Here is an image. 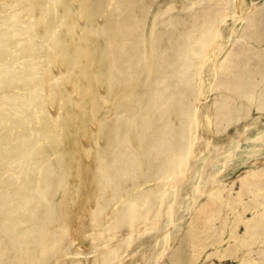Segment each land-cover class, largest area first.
<instances>
[{"label": "bare ground", "instance_id": "bare-ground-1", "mask_svg": "<svg viewBox=\"0 0 264 264\" xmlns=\"http://www.w3.org/2000/svg\"><path fill=\"white\" fill-rule=\"evenodd\" d=\"M151 3L0 0V264H129L141 253L139 264H196L213 246L208 258L264 264V167L251 164L238 190L235 183L221 186L217 177L205 181L227 160L235 166L264 160V125L258 122L264 117V5L177 0L154 15L149 34L156 0ZM126 83L147 86L137 102L141 113L134 117L129 110L94 125ZM206 83L210 91L203 95L225 102L229 97L221 91L231 90L258 112L248 110L253 122L229 144L212 143L203 133L225 119L241 123L242 114L233 119L231 105L218 102L224 114L204 118L199 106L186 105ZM250 131L245 143L243 133ZM88 137L97 148L96 172L82 170ZM195 182L202 188L195 189L193 206L183 195ZM90 186L95 201L85 199ZM76 195L79 208L84 204L80 215L85 212L78 223L92 217L108 230L103 237L81 236L84 261L74 255L70 236L80 235L71 225ZM57 199L60 209L53 206ZM240 205L253 215L244 219ZM114 230H122L118 243L110 242Z\"/></svg>", "mask_w": 264, "mask_h": 264}, {"label": "rangeland", "instance_id": "rangeland-1", "mask_svg": "<svg viewBox=\"0 0 264 264\" xmlns=\"http://www.w3.org/2000/svg\"><path fill=\"white\" fill-rule=\"evenodd\" d=\"M152 1L154 0H145V4H148V5H151ZM177 0H156V3L154 5V7L152 8V13L148 15V19H147V22H148V26H147V30L150 34L151 32V29L149 27V25L153 22L154 20V15L159 12L160 10H164L166 8H168V6L175 2ZM241 2L245 1L246 5L248 6H261V5H264V0H240ZM219 5V4H218ZM217 5V6H218ZM220 5L223 6L224 5V2H220ZM139 13L142 14L141 16H145V12H143L141 9H139ZM199 16L201 17V13H199ZM14 21L12 20V18L10 19L11 20V23L15 24L16 25V19L13 18ZM227 30H229L230 28L229 27H226ZM167 31V34H168V37L170 35V30L168 28L165 29ZM221 43H225V40H220ZM224 48L225 50V47H222ZM207 58L205 55H203L201 57V59H205ZM219 62H221V59L219 57ZM218 60H216V62H218ZM211 62V61H210ZM209 62V64L211 65V63ZM218 62V64H219ZM208 64V63H207ZM217 64V63H216ZM209 71V70H208ZM215 71V70H214ZM198 72V70H197ZM207 75L210 76V72H207ZM210 79V78H208ZM195 80V79H194ZM193 80V81H194ZM192 81V82H193ZM192 84V83H191ZM204 84V83H203ZM123 87H118V89L112 94V96L108 99L109 100V104L105 106H108L110 108V110H102L99 114V116L96 118V120H94V125H97L98 123H107V122H113L115 120V118L117 117V114L118 115H121V114H124L126 113L127 111L131 110L133 112L132 116L136 117L137 114L141 113V106L138 102V100L141 99V96L144 95V93L146 92L147 90V86H144V84H137V85H131V86H128V83H126V85H122ZM210 85H208V83H206L205 87H204V90L198 92V97H196L195 95H191L187 100H186V105L189 107V108H193L195 105L199 106V114L201 117H203L204 115V118L205 115L209 116V114L213 115V114H224L223 112H221L220 109H218L217 107V103L219 102L221 105H231V110L230 112H227L228 114H233L234 118H237L238 114H242V117H243V120L242 122L240 123L238 120L234 121L233 123H226V121H228L227 119H225L223 121L224 125L221 126L220 128H216L215 126H213L211 128V130H208V131H205L203 133V137L206 138V140L208 141H211L212 143H218L220 145H226V144H229L231 141H233L236 137V132L238 130L240 131H244V127L253 122V118H249V117H246V115L248 114V110L249 109H252V113L255 114V115H258V112L255 108V106H251L249 105V103L247 102V100H236V98H238L239 96L236 95L233 91L231 90H227V91H221L225 94V98L226 96H228V100H226L225 102L222 101L221 98H217L216 94H213V97H209V96H206V95H203V94H207L210 90ZM135 92V95L136 96H131L132 94H134ZM196 97V100H195V104H194V99ZM145 99V98H143ZM142 99V100H143ZM141 101V100H140ZM145 102V101H144ZM115 106L117 108H115ZM213 107L212 111H211V108ZM248 108V109H247ZM31 112V111H30ZM23 114H25L24 116H26L27 112L24 110L23 111ZM112 114V116H111ZM124 115H129V114H124ZM15 116H17L16 114H11L9 115L8 118H13V119H17ZM18 117V116H17ZM7 119V118H6ZM232 119V120H233ZM112 120V121H111ZM11 121V120H9ZM230 121V120H229ZM260 123V125H264V117H262V119L260 121H258ZM258 128V127H257ZM97 133V137H96V140L99 139L100 137V134L98 133V131H96ZM249 136H253V131H250L249 133H243V137H242V140L246 143L247 141V138ZM191 137L194 138L193 135H191ZM93 139L88 137L87 140L84 142L85 144V149L83 150L84 153H83V163H82V170L84 172H87V171H97L99 168H100V164L98 161H96V150L97 148H94L93 146ZM239 149V148H238ZM56 156L57 155H54L52 157L53 160L56 159ZM219 157H223V154H220ZM226 159V157L224 158ZM201 159H199L200 161ZM90 162V163H88ZM111 162V158H107L106 160H103L102 161V165L105 166L107 163H110ZM242 161H238L236 162V166L235 164H233L232 162H230L229 160H227V162L225 161L224 165L222 167H219L218 168L220 169L221 173L217 175H214L215 173L211 174L205 181L206 183L210 181H212V179H214L215 177H217V179H221V186H224V183L227 184V187H230L231 184L235 183L234 184V187L236 188V190L239 189L240 187V181H239V177L240 175L242 174H245L246 171H247V168L250 167L247 171V173L251 170V164L254 165V169H258V168H262L264 167V160L261 159V160H256V159H250V161L248 162L249 165H245V164H239L241 163ZM88 163V164H87ZM226 166V167H225ZM59 168V167H57ZM90 174V173H88ZM94 173H91V176H93ZM12 179V177L10 178ZM211 179V180H210ZM72 181L73 182V185H78V182L79 181V178H74ZM202 182V179L200 180ZM208 183V185H209ZM73 185H70V183L67 184L68 187H73ZM80 185H83L82 183H80ZM194 185V184H193ZM9 187H12V185H8ZM15 188V187H13ZM202 187H199L198 184L195 182V185L194 187L192 186L190 188L191 191H184V199L187 200L186 202H190L191 204H193L194 206V203L195 201H197V199H195V196H196V191L195 189H197V191H200ZM95 192L96 190L90 186V187H86L85 188V199L86 198H92L93 201H95V199L97 198V196L95 195ZM191 192V193H190ZM193 192V194H192ZM194 193H195V196H194ZM179 195H177L176 197V200L179 201L180 199V194L181 192L178 193ZM188 194V195H187ZM191 194V195H190ZM191 196H193L191 198ZM256 195H250L248 197V201L249 200H252ZM201 198L203 197H200L198 198L200 201H201ZM175 200V203L177 204L178 202H176ZM198 200V201H199ZM73 204L71 203V209L75 210L74 214H72V217H71V225H75L77 228L80 229V235L76 237V235L78 234H72L70 235L71 238L75 237V243L76 241H78L80 239V241H78L75 245V243L73 244V248L72 250H74V255H78L80 260L84 261V255L83 253L80 254L79 253V245L81 242V236L83 237V235L85 234H88V235H93L95 237H100L102 235V237L107 234V231L106 229L103 228L102 226V229H100L99 225H98V220L97 219H94L92 217L91 218V221L92 222H84L82 224L78 223V219L81 217V215H84L85 212H83V214L80 215V211L81 209H83L84 207V204L82 205L83 207L82 208H79L78 206V202H77V195H76V198L75 200H72ZM53 206L55 209H60V204H59V199L55 200L53 202ZM246 211L243 215H244V219H248L250 218L252 215H253V212L250 210V209H247L244 208V206L240 205L238 207V211L237 212H244ZM228 214V213H225L223 214V216H219L217 221L218 223L215 224L214 227H217V226H220L222 224V220H223V217ZM239 214V213H237ZM235 216H231V219H234ZM56 225H61L63 224L62 221H56L55 222ZM243 226V227H242ZM240 225L239 227V231H241L243 233L244 231V225ZM83 233V234H82ZM122 233V230H114L112 231V235H113V239L110 240L111 243H118V235ZM229 233H230V230H229ZM229 233L227 235V237L229 236ZM90 240H93V238L90 237ZM67 241V244L70 242L69 241V237L66 236V240L65 242ZM115 241H118V242H115ZM173 242L172 245L175 244V241L172 240L171 243ZM103 243V241H102ZM103 246V245H102ZM84 246H82L81 249H83ZM77 248V249H76ZM262 247L260 246H257L256 250H259L261 249ZM75 250H78V253H75ZM216 250V246H213V247H209L207 250H205V253H203L201 259L196 263V264H237V260L236 258H225L223 261H220L219 258L217 256H212L211 258H208V255L212 252H214ZM247 252V251H246ZM132 252H130L131 254ZM258 252H255V257H258ZM129 254V255H130ZM245 254L247 253H244L242 254V256H245ZM76 255V256H77ZM143 254H139L134 260L133 262L129 263L131 261L132 258H129L128 262L129 264H139L138 262V257H142ZM248 257V256H246ZM76 258V259H77ZM144 259V256L142 257ZM236 260V261H235ZM93 261V260H92ZM258 261V260H257ZM65 264V263H64ZM66 264H75V262L73 263L72 261L70 262H66ZM77 264V263H76ZM82 264H87V263H83Z\"/></svg>", "mask_w": 264, "mask_h": 264}]
</instances>
